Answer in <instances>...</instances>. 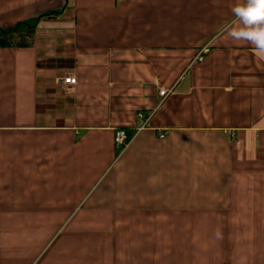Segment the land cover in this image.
<instances>
[{"label": "crops", "instance_id": "1", "mask_svg": "<svg viewBox=\"0 0 264 264\" xmlns=\"http://www.w3.org/2000/svg\"><path fill=\"white\" fill-rule=\"evenodd\" d=\"M236 3L0 0V29L57 13L0 47V264H264V58L216 39Z\"/></svg>", "mask_w": 264, "mask_h": 264}, {"label": "clouds", "instance_id": "2", "mask_svg": "<svg viewBox=\"0 0 264 264\" xmlns=\"http://www.w3.org/2000/svg\"><path fill=\"white\" fill-rule=\"evenodd\" d=\"M231 14L233 18L222 26L216 39L250 45L264 58V0H237Z\"/></svg>", "mask_w": 264, "mask_h": 264}, {"label": "trees", "instance_id": "3", "mask_svg": "<svg viewBox=\"0 0 264 264\" xmlns=\"http://www.w3.org/2000/svg\"><path fill=\"white\" fill-rule=\"evenodd\" d=\"M57 13H48L39 17L18 22L10 28L0 29V47H26L31 40L39 21L43 18H53ZM30 41V43H28Z\"/></svg>", "mask_w": 264, "mask_h": 264}, {"label": "built area", "instance_id": "4", "mask_svg": "<svg viewBox=\"0 0 264 264\" xmlns=\"http://www.w3.org/2000/svg\"><path fill=\"white\" fill-rule=\"evenodd\" d=\"M206 49L200 51L197 56L195 57V60L193 62H199L203 60V55L205 54ZM63 84L74 86L76 85V78L74 76H68L66 78L62 79ZM173 88L167 89V88H161L159 91V95L162 98V101H165L172 93ZM164 135H161V138H163ZM115 143L118 148H124L127 144V139L124 131H118L115 137Z\"/></svg>", "mask_w": 264, "mask_h": 264}]
</instances>
